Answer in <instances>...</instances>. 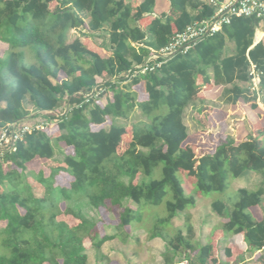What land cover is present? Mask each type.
Masks as SVG:
<instances>
[{
  "label": "trees",
  "instance_id": "1",
  "mask_svg": "<svg viewBox=\"0 0 264 264\" xmlns=\"http://www.w3.org/2000/svg\"><path fill=\"white\" fill-rule=\"evenodd\" d=\"M168 1L169 11L154 16L156 0H0V43L7 45L0 55V130L28 118L44 122L0 161V223H6L0 264H88L86 238L100 250L107 241L130 237L126 227L141 223L149 205L164 203L167 213L152 223L151 237L166 243L165 264H209L214 237L195 241L187 211L198 198L186 192L180 171L193 173L202 194L226 193L233 179L260 177L256 186L237 189L236 200L232 194L212 208L222 217L216 242L243 234L247 251H260L256 263L264 264V126L256 124L240 142L219 137L213 153L196 157L185 122L187 109L204 104L214 86L227 88L230 104L258 107L250 83L255 65L264 93V40L255 43L262 20L234 17L189 52L127 76L173 36L215 13L209 0ZM72 30L81 35L71 40ZM98 37H104L100 45ZM210 110L203 105L197 112ZM138 112L143 119L129 124ZM61 143L69 150L58 158ZM38 159L57 163L49 176L36 175L43 197L27 180ZM59 176L69 177L70 185L58 183ZM83 199L99 214L104 208L118 215L113 234H102L99 221L73 205ZM62 202L70 203L64 212L76 225L58 219ZM180 215L185 225L171 233ZM225 252L234 254L228 246Z\"/></svg>",
  "mask_w": 264,
  "mask_h": 264
},
{
  "label": "rangeland",
  "instance_id": "2",
  "mask_svg": "<svg viewBox=\"0 0 264 264\" xmlns=\"http://www.w3.org/2000/svg\"><path fill=\"white\" fill-rule=\"evenodd\" d=\"M56 5V1L51 4L52 8H55ZM80 35V30H72L70 33V39L74 40ZM103 41L104 37H98L96 39V43L99 45ZM6 49L7 45L0 43V55H2ZM100 50L103 55L107 56L109 54L108 52L105 53L102 49ZM99 80L102 81V78ZM246 85L247 84L245 83H241V86ZM226 89L225 86L212 87L207 91V99L204 104L197 102L196 107L190 106L187 109L185 122L192 133L187 144L193 147L196 157L213 153L217 147L219 137L230 135L240 142L247 138L256 124L264 126V93L261 90H259V93H255L257 95L256 102L258 107L253 108L250 102L245 103L240 101L237 104H230L227 99ZM140 93L142 94V92ZM112 94L113 93L109 91L107 96H112ZM141 94L140 97L142 98L143 95ZM203 105L208 106V109H211V112L203 111L198 113V108H201ZM26 106L31 112L30 115L35 114L33 105L27 104ZM196 116L206 125H200L196 120ZM138 119H143V116H141L139 112L135 114V117L130 119L128 123H133ZM128 141L129 137L125 139V145ZM61 147L62 151L57 150L58 158H62L63 156L61 153L69 150L62 143ZM56 165L57 163L55 161L49 159H38L29 165L31 172L28 173L27 180L33 186L34 191L38 196L43 197L46 192L44 186L40 185L36 179V175L40 171H44V175L49 176L52 168ZM159 171L160 169L156 172L158 176H160ZM32 172L34 174H32ZM179 175L184 182L186 192L188 194H196L198 198L197 205L187 211V213L191 214V224L193 225L196 234L194 237L195 241L205 243L210 236L211 238L213 236V246L215 251L209 264H222V260L227 257L225 252L226 241L223 243L221 242L220 244L218 241L216 242V240H219V235L222 233L221 228L219 227L222 222V217L214 212L212 203L218 199H226L227 196L232 194L234 195V200H236L237 189L245 186H256L260 183V177L256 174H251L243 179H233L231 189L226 193L215 192L202 194L196 191V180L193 173L180 171ZM57 182L69 186L70 178L59 176ZM69 204L70 203L68 202H62L60 204L63 213L59 215L58 219L66 220L71 225H76L78 220L72 215L64 212ZM73 205L78 206L89 218L98 220V228L102 234H113L115 232V229H113L112 226L119 221L116 213L101 208L99 214L89 205L87 199H83L81 202H73ZM231 208L232 206H230V209ZM162 212H164V215L167 213L165 203L160 206L149 205L148 210L144 211V220L141 223L126 227L131 235L130 237L124 235L107 241L100 250L92 246L90 239L86 238L85 245L88 248L89 255L88 264H165L164 254L167 252L166 243L160 238L151 237L152 223L158 216L162 215ZM259 212L261 213L259 209H256V213ZM184 216L180 215L174 220L173 226L170 228L171 233H173L177 227H184ZM5 224V222H1L0 227H4ZM234 240H236L238 244L242 242L241 237H236ZM2 248L3 246L0 243V249ZM192 255L194 256V254ZM184 256L185 255L183 254L182 257L184 258ZM234 258L235 256H231L228 260H233ZM215 259L216 261H214ZM188 262L189 260L185 259L183 264H187Z\"/></svg>",
  "mask_w": 264,
  "mask_h": 264
},
{
  "label": "built area",
  "instance_id": "3",
  "mask_svg": "<svg viewBox=\"0 0 264 264\" xmlns=\"http://www.w3.org/2000/svg\"><path fill=\"white\" fill-rule=\"evenodd\" d=\"M209 3L215 7L213 16L187 26L185 30L173 36L168 45L153 53L147 63L137 65L133 72L127 73V76L154 70L156 66L162 64V61L158 60L159 58H163L165 61L179 52H189L191 48L206 37L220 32L225 25L232 22L234 17L256 16L262 22L264 21V0H209ZM251 74L253 77L250 90L253 93H259L260 76L255 65L252 67ZM43 127L44 122H34L28 118L11 122L0 130V161L15 152L18 149V143L23 141L28 134Z\"/></svg>",
  "mask_w": 264,
  "mask_h": 264
},
{
  "label": "crops",
  "instance_id": "4",
  "mask_svg": "<svg viewBox=\"0 0 264 264\" xmlns=\"http://www.w3.org/2000/svg\"><path fill=\"white\" fill-rule=\"evenodd\" d=\"M141 1H143V0H139V2H141ZM169 9H170V2L168 0H156L155 12L153 15L154 16L161 15L165 12H168ZM261 40H264V21L261 22L260 27L256 31L255 43H257ZM230 47H233L232 43H230ZM240 85H241V83H240ZM219 86H221V85H219ZM207 93L208 92H206V94ZM205 96L207 99V95H205ZM232 106H234V105H232ZM216 110H217V108H216ZM256 216L258 218H261L262 214L259 212V213H256ZM236 237H241L242 242L238 244L236 242V240H234ZM226 246L232 248V251L234 253L233 256H235V258L233 260H228V257H225V259L222 260V264H257L256 261H257L258 256L260 255L261 252L257 251L254 254H251L249 251H247L248 245L244 241V235L243 234L230 236L228 241L226 240ZM239 251H242V253L246 252V254H244L243 256L240 257Z\"/></svg>",
  "mask_w": 264,
  "mask_h": 264
}]
</instances>
